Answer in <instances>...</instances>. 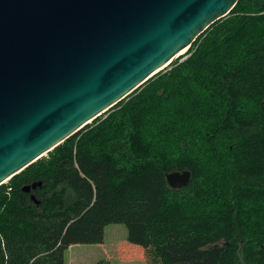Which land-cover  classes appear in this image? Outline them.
<instances>
[{"label": "trees", "instance_id": "trees-1", "mask_svg": "<svg viewBox=\"0 0 264 264\" xmlns=\"http://www.w3.org/2000/svg\"><path fill=\"white\" fill-rule=\"evenodd\" d=\"M111 224L148 264H264V0L2 185L0 264H66Z\"/></svg>", "mask_w": 264, "mask_h": 264}, {"label": "water", "instance_id": "water-1", "mask_svg": "<svg viewBox=\"0 0 264 264\" xmlns=\"http://www.w3.org/2000/svg\"><path fill=\"white\" fill-rule=\"evenodd\" d=\"M238 1L0 0V187L169 68ZM166 177L183 189L192 173Z\"/></svg>", "mask_w": 264, "mask_h": 264}, {"label": "rangeland", "instance_id": "rangeland-1", "mask_svg": "<svg viewBox=\"0 0 264 264\" xmlns=\"http://www.w3.org/2000/svg\"><path fill=\"white\" fill-rule=\"evenodd\" d=\"M127 237L125 225L111 224L105 228L103 244L71 247L65 255L66 264H97L102 260L111 264H148L143 248L130 244Z\"/></svg>", "mask_w": 264, "mask_h": 264}, {"label": "bare ground", "instance_id": "bare-ground-1", "mask_svg": "<svg viewBox=\"0 0 264 264\" xmlns=\"http://www.w3.org/2000/svg\"><path fill=\"white\" fill-rule=\"evenodd\" d=\"M188 49L183 50L177 57H175V60L181 56H183L185 53H187Z\"/></svg>", "mask_w": 264, "mask_h": 264}]
</instances>
